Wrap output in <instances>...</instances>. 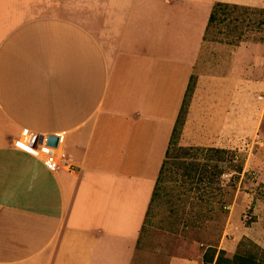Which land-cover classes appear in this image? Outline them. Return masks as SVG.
<instances>
[{"label":"crops","instance_id":"1","mask_svg":"<svg viewBox=\"0 0 264 264\" xmlns=\"http://www.w3.org/2000/svg\"><path fill=\"white\" fill-rule=\"evenodd\" d=\"M215 3L0 0V264H132Z\"/></svg>","mask_w":264,"mask_h":264},{"label":"rangeland","instance_id":"2","mask_svg":"<svg viewBox=\"0 0 264 264\" xmlns=\"http://www.w3.org/2000/svg\"><path fill=\"white\" fill-rule=\"evenodd\" d=\"M261 8L225 10L209 27L171 137L165 178L148 207L132 264L201 259L208 244L225 247L229 255L237 251L240 241L244 242L241 251L254 252L250 243L264 250ZM193 147L221 149L224 159L234 156L242 164L240 174L219 164L224 172L220 179L227 182L233 177L235 190L226 213L221 214L217 205L218 216L212 221L208 218L214 214L209 189L186 193L179 177L180 149ZM194 159L204 161L193 153L184 158L186 162Z\"/></svg>","mask_w":264,"mask_h":264},{"label":"trees","instance_id":"3","mask_svg":"<svg viewBox=\"0 0 264 264\" xmlns=\"http://www.w3.org/2000/svg\"><path fill=\"white\" fill-rule=\"evenodd\" d=\"M229 9H245V7H240L236 5H229L223 3H215L212 7L211 13L208 18V23L206 27V34L209 27L216 21L217 15L220 12ZM259 12L264 14V9H259ZM205 34V36H206ZM177 123V121H176ZM176 126V125H175ZM175 132V127L172 135ZM171 145H168V148L165 153V159L160 168L159 174L157 176L154 190L152 193V198L150 201V205L157 195V190L159 185L164 181L165 171L167 162L169 160V150ZM182 154H179L177 159L184 160L187 154L193 153V156L200 155L204 159L203 162L198 161L197 159L191 161H180V165L182 168V172L179 177L182 178L181 184L183 187H186V193L192 191H206V188L209 189L207 194L211 198V202L213 205L211 211L214 213L209 216V220H215L218 215L217 213V205L219 212L221 214L226 213V209L229 206V200L232 196V192L235 190V186L233 184V177L230 178L229 181L224 182L220 178L223 175V170L219 167L220 163H225L228 171L240 174L242 172V164L240 161H234V156H230L228 159H224L222 155L225 154V151L221 149L215 148H181ZM181 155V156H180ZM189 156V155H188ZM183 162V163H182ZM175 174V172H173ZM174 177V176H173ZM195 187V188H193ZM204 188V189H203ZM208 197V198H209ZM207 218V219H208ZM143 228V226H142ZM244 242H239L237 251L233 255H229L226 251L222 249H218L214 244H208L206 250L202 255V263L203 264H264V250L255 244H251L252 248L255 250L254 252L250 251H241ZM138 244V242H137Z\"/></svg>","mask_w":264,"mask_h":264},{"label":"built area","instance_id":"4","mask_svg":"<svg viewBox=\"0 0 264 264\" xmlns=\"http://www.w3.org/2000/svg\"><path fill=\"white\" fill-rule=\"evenodd\" d=\"M13 147L33 158L39 160L50 172L55 171L63 156L56 152V149L46 145V137H43L42 144H38V138L32 136L28 130H22L19 137L13 141ZM70 170L69 166H66Z\"/></svg>","mask_w":264,"mask_h":264},{"label":"water","instance_id":"5","mask_svg":"<svg viewBox=\"0 0 264 264\" xmlns=\"http://www.w3.org/2000/svg\"><path fill=\"white\" fill-rule=\"evenodd\" d=\"M58 143V138L55 136H47L46 137V145L55 148Z\"/></svg>","mask_w":264,"mask_h":264}]
</instances>
